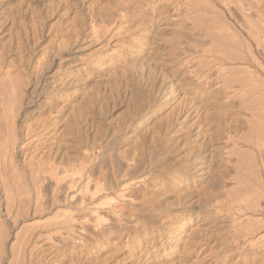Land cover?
<instances>
[{"label": "rangeland", "instance_id": "obj_1", "mask_svg": "<svg viewBox=\"0 0 264 264\" xmlns=\"http://www.w3.org/2000/svg\"><path fill=\"white\" fill-rule=\"evenodd\" d=\"M137 1L0 0V75L9 76L0 104V264L20 248L18 238L52 232L61 210L78 212L60 194L63 203L50 206L46 179L37 188L50 208L33 209L38 190L25 151L33 164L94 163L93 175L109 178L105 199L116 197L111 172L127 159L134 160L129 176L148 178L134 189L139 198L130 194L123 222L111 223L101 209L98 227L109 221V231L92 224L84 232L78 224L71 234L53 231L54 239H30L13 264H140L146 255L149 264H264V0H239L244 10L233 8L238 0H225L228 7L191 0L190 11L180 12L168 0L129 18L108 43L103 34L95 39L93 25L116 18L123 27L118 15L134 12ZM52 78L63 79L60 90L45 97ZM22 88L25 96L40 92L43 105L21 108L13 131L11 93ZM25 123L35 130L28 137ZM40 127L44 138L22 147ZM37 218L47 226L38 228ZM172 230L176 241H166Z\"/></svg>", "mask_w": 264, "mask_h": 264}, {"label": "bare ground", "instance_id": "obj_2", "mask_svg": "<svg viewBox=\"0 0 264 264\" xmlns=\"http://www.w3.org/2000/svg\"><path fill=\"white\" fill-rule=\"evenodd\" d=\"M166 1H168V0H139V1H137L136 2V9L134 10V12H131V13H129V14H119L118 16L120 17V22H122L123 24H124V26L123 27H121V25L119 24V25H117L116 26V24L119 22H117L116 24H114V22H115V19H114V21H113V19L112 20H110L109 21V23H107V24H103V25H100V26H94L93 25V27L91 28L92 30H93V33L95 34L96 33V38L95 39H97L98 37H100V34H103V35H105V41H107V43H108V41L115 35V34H117V32L118 31H120V29H122V28H124V31H126L127 29H128V26L126 25V22L128 23V21H129V18H131V17H137V16H143V17H145V15H146V11L148 10V7L149 8H159V7H168L169 5H168V3L170 4V7H172L171 9L172 10H174V11H176V10H178L181 6H184L186 9H189V11H190V4H191V0H170L168 3H166ZM223 0H221V2H222ZM225 1V0H224ZM228 1H230V0H228ZM236 0H234V3H236L237 2V4H232V5H234V7L233 8H236L235 6H237L238 8H240L241 10H244V8H243V4H242V2H240L239 0L238 1H236ZM257 2H259V0H257ZM224 3V2H223ZM232 2H229L228 4H231ZM247 3V2H246ZM225 4L227 5V2L225 1ZM246 5V4H245ZM244 5V6H245ZM222 7L224 6V5H221ZM229 5H227V7H228ZM249 6V5H248ZM183 7V8H184ZM264 7V6H263ZM237 8V9H238ZM170 9V10H171ZM228 9H230V11H231V8H227V10ZM239 9V10H240ZM182 10V9H181ZM192 10V9H191ZM240 10V11H241ZM179 11V10H178ZM183 11H184V9H183ZM246 11V10H245ZM151 12V11H150ZM170 12V11H169ZM180 12V11H179ZM227 12H229V10L227 11ZM126 13V12H125ZM128 13V12H127ZM152 13V12H151ZM175 14H177V13H175ZM174 14V15H175ZM249 14V13H248ZM245 16H246V13H245ZM244 16V17H245ZM248 16V15H247ZM0 17H1V15H0ZM176 17V16H175ZM242 17H243V14H242ZM1 19V18H0ZM234 20V19H233ZM236 21V20H235ZM1 22V21H0ZM121 23V24H122ZM236 23V22H235ZM238 24V23H237ZM111 26V27H110ZM121 27V28H120ZM264 27V26H263ZM109 31V33H110V35H108V32ZM1 32V31H0ZM90 34V33H89ZM262 38V37H261ZM92 39V38H91ZM94 39V40H95ZM93 40V39H92ZM257 40H259V39H257ZM257 40H254L255 42L257 41ZM262 40V39H261ZM260 40V41H261ZM259 41V42H260ZM262 42V41H261ZM260 42V43H261ZM264 42V41H263ZM257 43V42H256ZM75 46V45H74ZM74 46H72V47H70V51L71 52H73V51H76V47H74ZM264 47V46H263ZM1 73V72H0ZM8 75V73H2L1 75H0V104H2L3 103V100H4V98H5V94L8 92V90H7V88H6V85H4L6 82H5V79H6V77H7V79L9 80V76H7ZM22 79V78H21ZM62 78H58V79H54V78H52L50 81H49V83H48V86H47V88H46V93H45V97L46 96H51V95H53V96H51V97H54V96H57L58 95V92H59V90H60V86L61 85H59V82H62ZM13 84V83H12ZM15 84V83H14ZM10 85V84H9ZM23 85H24V83H23ZM16 86V85H15ZM24 86H26V85H24ZM16 87H18V86H16ZM10 88V87H9ZM16 89V88H15ZM13 91H15L14 90V88L12 89ZM18 90V88L16 89V91ZM33 90H34V88H33ZM31 92H32V89L30 90ZM29 93V95H27V96H25V93H26V90L24 89V88H22L21 90L19 89V92H12L11 93V96L13 95V98L15 99H12L13 100V103H12V106H11V108L9 107V109H11V111L9 110V114H10V117H11V119L9 120L10 121V125H9V129L10 130H15V117L16 118H18L17 116H24V114H23V112H21L20 113V109L22 108H28V109H30V108H32V107H34V105H39V104H42V103H40L41 102V100H43V98H42V94L40 93V92H38L37 94H38V96L37 97H35L33 94L34 93ZM35 92V94H36V91H34ZM4 93V94H3ZM43 94H44V92H43ZM60 97V96H59ZM9 98H10V96H9ZM42 98V99H41ZM56 98V97H55ZM6 99V98H5ZM54 99V98H53ZM11 100V101H12ZM45 100H46V98H45ZM5 101V100H4ZM15 101V102H14ZM39 103V104H38ZM4 104V103H3ZM56 104V103H55ZM43 105V104H42ZM51 105V104H50ZM49 107V106H48ZM36 108V107H35ZM56 108V107H55ZM8 109V108H7ZM36 109H38V108H36ZM26 110V109H25ZM46 110V109H45ZM24 111V110H23ZM32 111V110H31ZM30 111V112H31ZM33 112V111H32ZM29 113V112H28ZM59 114V113H58ZM56 117V116H55ZM59 117V116H58ZM58 117H56V118H58ZM20 118V117H19ZM46 121V120H45ZM29 123H30V121H29ZM33 123V122H32ZM9 124V123H8ZM25 124H27V123H25ZM45 127V126H44ZM47 127V126H46ZM38 128V127H37ZM40 130H38L37 132H35V133H33V134H31L30 136H29V138H31V139H27V141L22 145V147H24V146H26V147H28L29 146V144L31 143V140H33V138L35 137H40L41 135H42V137H43V135H46V131H45V129H41V127L39 128ZM13 130V131H14ZM24 135H29L30 133H32L33 131H35L34 129H33V127L31 126V125H26V129H24ZM52 131V130H51ZM49 132V131H48ZM50 133V132H49ZM48 133V134H49ZM10 134H12L11 132H10ZM13 136H14V134H12ZM12 136V137H13ZM10 137H11V135H10ZM28 137V136H27ZM17 138V137H16ZM15 138V139H16ZM26 138V137H25ZM44 138V137H43ZM12 139H14V137L12 138ZM37 139V138H36ZM45 139H49L48 137L47 138H45ZM35 140V139H34ZM10 141V140H9ZM15 142V141H14ZM32 142H34V141H32ZM8 143V142H7ZM16 143V142H15ZM12 144V143H11ZM11 144H10V146H11ZM14 144V143H13ZM33 146H34V144H32ZM38 145V144H37ZM32 146V147H33ZM8 147V146H7ZM21 148V147H20ZM1 149H4V148H1ZM22 149V148H21ZM5 151H6V149H5ZM11 151V150H10ZM21 151V150H20ZM23 151H25V150H23ZM21 153V152H20ZM3 154H5V152L3 153ZM8 154H9V152H8ZM12 155H13V152L11 153ZM32 154V153H31ZM10 155V154H9ZM11 155V156H12ZM94 156V155H93ZM8 157V156H7ZM95 157V156H94ZM9 159H10V156L8 157ZM91 158V157H90ZM126 158V157H125ZM12 159V158H11ZM89 159V158H88ZM1 160V159H0ZM4 159H2V161H3ZM32 160H33V157L30 155V154H27L26 153V151L23 153V161L26 163V165H33V170H32V166L31 167H29V169H31L32 171H31V178L30 179H33L31 182H32V184H34L33 186H35L36 188H34L35 190H33V192H36L37 190V194L35 193L34 194V196H36V198H34L32 201H34V200H36L35 202H32V203H34V208L33 209H36L37 210V212H41V213H43L45 210H47L48 208H50V206H53L55 203H54V201L55 202H58L57 204H59V202H62L63 203V201L66 203V202H70L69 204H71L70 206L72 207V204H74L75 205V207H77L78 208V212L76 213V209L71 213H69V211L67 212V213H69V214H65L64 215V213H62L61 211H63V210H61L60 212H56L57 213V215H56V217H59L60 216V213H61V215L63 216V217H61L60 219L58 218L57 220H56V222H54L53 220V222L54 223H56L55 224V227H54V229H52L53 231H56V232H54L56 235H57V233L59 234L60 232H62L63 230L66 232H69L70 234H71V231L73 230L74 231V226L75 225H79V228H80V230H81V232L83 231H85V229H86V226L88 225V224H92L91 226H93V227H95V229L96 228H99L98 226H99V223H98V220L99 219H101V218H103L101 215H104V214H101L100 212H102V208L103 207H107V210L108 211H106L107 213H111V215L110 216H112L114 219L112 220H110V222L112 223V221L113 222H115L116 221V223H119V222H121L124 218V213L125 212H127L126 210H125V212H124V208L125 209H129L128 208V206L130 207V206H132L133 205V203H132V201H131V196H130V194L132 195V196H134L136 193H135V191H134V189H136V188H140L141 189V187H142V185H143V183H144V180L145 179H147L148 177H147V175H145V176H143V178L141 177V178H138V177H131V176H129L128 175V169L130 168V166L132 165L133 166V163L132 162H134V160L133 161H130V160H128L127 159V162L125 161V163H121L120 165H118L116 168H114L113 170H112V175H114V178L115 179H118V183L115 185V187H113V188H115L116 190L114 191V194H115V198L114 197H112V198H104V197H106V196H108L107 195V192L106 191H108L107 190V188H105L104 186H105V184L107 183L108 184V182L107 181H105L106 179L108 180L109 178L107 177L106 179H104L105 177H103L104 176V174H101V176H99V175H97L98 177H95L94 175H93V172H94V168H95V164L94 163H90L88 160L86 161V163L84 162V163H79V164H69L68 166H66V167H61L60 166V168H56L55 166H52L51 165V163L50 164H46L45 162H43L42 160H40V159H38L37 160V164L36 163H34L33 164V162H32ZM85 160V159H84ZM90 160V159H89ZM92 160V159H91ZM90 160V161H91ZM95 160V159H94ZM97 160V159H96ZM135 161H137L136 159H135ZM13 162V161H12ZM11 163V162H10ZM78 163V162H77ZM137 163V162H136ZM135 164V163H134ZM2 165V164H1ZM13 165V164H12ZM36 165V166H35ZM123 165V166H122ZM35 166V167H34ZM57 166H58V164H57ZM63 166V165H62ZM4 167H6V166H4ZM12 167H14V166H12ZM1 168V167H0ZM134 168V167H133ZM131 169V168H130ZM1 170H2V168H1ZM0 170V171H1ZM96 170V169H95ZM4 171V170H3ZM97 171V170H96ZM95 171V172H96ZM101 173V172H100ZM131 175H133V174H131ZM141 175V174H140ZM144 175V174H143ZM106 176V175H105ZM4 178V176H1V178ZM113 177V176H112ZM49 180L50 181V184H51V186H52V190H50V195L49 196H47L48 197V199H50L49 197H51L52 199H50L52 202V204L51 203H49V204H51L50 206L49 205H46V204H48V203H45V206H49V207H47V209L45 208V206H44V202L42 201V198L45 196L44 195V193H42L43 191L41 190L40 192L42 193V195H44V196H41V193L39 192V189L37 188L38 187V184L39 183H41V186L42 185H44V184H42L43 183V181L44 180ZM1 180V179H0ZM4 180V179H3ZM45 180V181H46ZM44 181V182H45ZM106 183H105V182ZM111 181H112V179H111ZM34 182V183H33ZM48 182V181H47ZM143 182V183H142ZM2 183H4V182H2ZM7 183V182H6ZM6 183H4V184H6ZM151 183V182H150ZM48 184V183H47ZM49 184V185H50ZM106 184V185H107ZM111 184H113V183H111ZM145 184H147V183H145ZM40 185V184H39ZM92 185V187H93V189H92V187L90 188V186ZM120 185V186H119ZM4 186V185H3ZM7 186V185H6ZM40 186V188L42 189L43 187H41ZM141 186V187H140ZM110 187V186H109ZM148 187V186H147ZM3 188V187H2ZM5 188V187H4ZM7 188V187H6ZM6 188H5V195H6V192H7V190L9 189V188H7V190H6ZM112 188V187H111ZM37 189V190H36ZM139 189V190H140ZM43 190H45V189H43ZM138 190V191H139ZM23 191V190H22ZM132 191H134V195H133V193H132ZM11 192V191H10ZM45 192V191H44ZM49 192V191H48ZM63 192V196H61L62 193ZM117 192V193H116ZM140 192H141V190H140ZM13 193V192H12ZM9 194V193H8ZM8 194H7V197H9V198H11L10 196H8ZM11 194V193H10ZM26 194V193H25ZM40 194V195H39ZM58 194H60L59 196L60 197H62V199H63V201H62V199H58ZM139 194V193H138ZM142 194V193H141ZM20 195V197H18L19 198V200H16L17 201V203H18V201H20L21 199V195L22 194H19ZM137 195V194H136ZM12 196V195H11ZM17 196V195H16ZM23 196V195H22ZM25 196V195H24ZM26 198H29L30 199V196L28 197V195L26 194ZM32 196H33V194H32ZM114 196V195H113ZM138 196V198H139V195H137ZM6 197V196H5ZM14 197H15V195H14ZM78 197V198H77ZM135 197V196H134ZM104 198V199H103ZM137 198V199H138ZM6 200H8L7 198H5ZM32 199V198H31ZM44 199H46L45 197L43 198V200ZM48 199L46 200V202H48ZM12 200V199H11ZM10 200V201H11ZM15 200V199H14ZM28 200V199H27ZM61 200V201H60ZM134 200V199H133ZM25 201H26V199H25ZM24 201V202H25ZM30 201V200H29ZM45 201V200H44ZM14 201H12V203H13ZM24 202H22V204L24 203ZM28 202V201H27ZM50 202V201H49ZM134 202V201H133ZM136 203H137V201H135ZM12 203H10L11 205H12ZM9 204V203H8ZM8 204H7V206H8ZM15 204V203H14ZM20 204V203H19ZM31 204V203H30ZM30 204H28V205H30ZM69 204H67V205H69ZM16 205V204H15ZM28 205H26L27 207H29ZM136 205H138V204H136ZM20 206V205H19ZM24 206V205H23ZM32 206H33V204H32ZM59 206H60V204H59ZM9 207V206H8ZM17 207H18V204H17ZM31 207V206H30ZM55 207V206H54ZM139 207V206H138ZM7 208V207H6ZM10 208V207H9ZM44 208H45V210H44ZM57 208V207H56ZM131 208V207H130ZM12 209V208H11ZM29 209V208H28ZM102 209V210H101ZM7 210H8V208H7ZM44 210V211H43ZM104 210H105V208H104ZM103 210V211H104ZM132 209H130V211H131ZM11 210H9L8 211V213L10 212ZM21 211V210H20ZM34 211V215H35V210H33ZM57 211V210H56ZM59 211V210H58ZM130 211H128V213L130 212ZM27 212V211H26ZM105 212V211H104ZM134 212V211H133ZM133 212H130V213H133ZM143 212V211H142ZM17 213V214H16ZM16 213H14V214H16V215H18L19 214V212H16ZM22 213V212H21ZM55 213V212H54ZM55 213V214H56ZM141 213V212H140ZM150 213V212H149ZM32 214V213H31ZM38 214H40V213H38ZM44 214V213H43ZM21 214H19V216H20ZM40 215H42V214H40ZM109 215V214H108ZM129 215V214H128ZM137 215V214H136ZM140 215H142V214H140ZM139 215V216H140ZM12 216V215H11ZM109 216V217H110ZM16 217V216H15ZM29 217V216H28ZM108 217V216H107ZM129 217H133V216H129ZM144 217V216H143ZM135 218V217H134ZM106 219V218H105ZM127 219V218H126ZM125 219V220H126ZM260 219H263V217H260ZM39 219L37 218L36 219V222L38 221ZM102 220H104V219H102ZM107 220V219H106ZM115 220V221H114ZM130 220V219H129ZM138 220V219H137ZM40 221H41V219H40ZM40 221H38L37 223L36 222H33V225L35 226L36 224H38V228L40 227L41 228V226L40 225H43V226H47L46 224H40ZM43 221H44V219H43ZM99 221H101V220H99ZM132 221V220H131ZM42 222V221H41ZM49 222V221H48ZM123 222V221H122ZM262 222H264V219H263V221ZM34 223H36V224H34ZM42 223H45V221L44 222H42ZM47 223V222H46ZM53 223V224H54ZM103 222H101V224H102ZM106 223V224H105ZM109 221L107 222V221H105L103 224H105L106 226H105V229L107 228L108 229V231L110 230V229H112V224L111 223H109ZM145 223V222H144ZM50 227L48 228V229H50L53 225L51 224H49V223H47ZM112 225V226H111ZM89 226V225H88ZM31 227V226H30ZM92 227V228H93ZM103 228H99V231H100V229L102 230H105L104 229V225L102 226ZM53 228V227H52ZM91 228V227H90ZM177 229H179L180 230V227H176ZM34 229H36L35 227H34ZM44 229V228H43ZM33 231V229H30V231ZM92 230V229H91ZM103 230H102V232H103ZM35 232H36V230H34ZM49 231H51V230H49ZM48 230H47V232H40V233H38V232H36V235L35 234H33L32 232V234L31 235H29V236H31L30 238H29V236H28V239L26 238L25 239V237H20V239L18 238V243L19 244H21V246H20V248L18 249V250H15V248H14V251L16 252V251H18V252H16V254H15V252L13 253V251H12V249L10 250V249H8V250H10V253L9 254H7V257H6V264H13V261H12V258H13V255H15V257L17 258V255H20V252H22V251H24L23 250V245H26L27 243H31L32 241L31 240H33V242L34 243H36V241L37 240H42V239H47V240H49V239H54L53 238V235H54V233H52V232H49ZM96 231V230H95ZM141 231V230H140ZM64 232V233H65ZM76 232V231H75ZM68 233V234H69ZM86 233V232H85ZM26 235H27V232L25 233ZM73 234V233H72ZM80 234V233H79ZM103 234V233H102ZM101 234V235H102ZM175 234H176V231H173L172 230V232H169V233H166V234H164V236L166 235V241H170V242H174V241H176V236H175ZM23 235V234H22ZM62 235H64L63 233H62ZM83 235H85V234H83ZM99 235V234H98ZM72 236H74V238H75V234H73ZM71 236V237H72ZM79 236V235H78ZM179 236V235H178ZM68 237H69V235H68ZM77 237V236H76ZM80 237V236H79ZM62 238V237H61ZM60 238V239H61ZM67 238V237H66ZM99 238H102V236L101 237H99ZM31 239V240H30ZM59 239V240H60ZM82 240V239H81ZM75 241H77V239L75 238ZM78 241H79V239H78ZM77 241V242H78ZM32 242V243H33ZM80 242V241H79ZM2 238L0 237V262H1V259H2V252L4 253L5 252V250L3 251V248H2ZM29 243V244H30ZM249 243V242H248ZM171 244V243H170ZM176 245V244H175ZM252 245V244H251ZM13 245L11 244V246H9L10 248H13L12 247ZM17 246V245H16ZM147 246V245H146ZM154 247L155 246H157V245H153ZM169 246L170 245H168V249H169ZM4 247V246H3ZM158 247V246H157ZM22 248V249H21ZM33 248V247H32ZM36 248V247H35ZM39 248V247H38ZM172 248H174V247H172ZM262 249V248H261ZM39 250V249H38ZM26 251V250H25ZM171 251V250H170ZM163 252H166V249L163 251ZM23 253V252H22ZM170 253H172V252H170ZM24 255V254H23ZM168 255H170V254H168ZM166 256V255H165ZM173 256V255H172ZM171 256V257H172ZM177 256V255H176ZM175 257V256H174ZM160 258V257H159ZM18 259H19V257H18ZM158 259V258H157ZM169 259H171V258H169ZM20 260V259H19ZM24 260V259H23ZM175 260V259H174ZM30 261V260H29ZM139 261V260H138ZM151 260H148V255H146L145 257H144V259L142 260V263H140V264H149V262H150ZM33 262V261H32ZM140 262V261H139ZM139 262H138V264H139ZM144 262V263H143ZM157 262H159V261H157ZM30 264H33V263H31L30 262Z\"/></svg>", "mask_w": 264, "mask_h": 264}]
</instances>
